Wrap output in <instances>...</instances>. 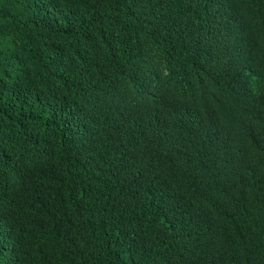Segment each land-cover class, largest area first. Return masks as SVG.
Wrapping results in <instances>:
<instances>
[{"label":"trees","instance_id":"1","mask_svg":"<svg viewBox=\"0 0 264 264\" xmlns=\"http://www.w3.org/2000/svg\"><path fill=\"white\" fill-rule=\"evenodd\" d=\"M0 264H264V0H0Z\"/></svg>","mask_w":264,"mask_h":264}]
</instances>
